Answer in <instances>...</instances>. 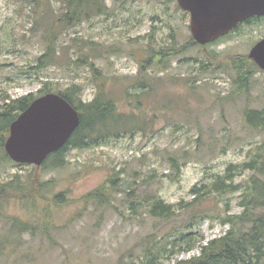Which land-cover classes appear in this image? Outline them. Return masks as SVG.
<instances>
[{
	"label": "rangeland",
	"instance_id": "374dc122",
	"mask_svg": "<svg viewBox=\"0 0 264 264\" xmlns=\"http://www.w3.org/2000/svg\"><path fill=\"white\" fill-rule=\"evenodd\" d=\"M105 2L103 14L71 28L59 24L54 62L32 70L44 52L45 34L61 15V0L42 1L37 8L23 0H0V96L36 92L49 81L55 91L77 84L81 99L90 101L97 92L93 71L74 62L86 52L118 108H138L140 114L137 131L70 149L60 167L15 163L0 149V264H136L153 239L167 242V233L184 227L198 207L212 217L192 225L203 235L202 244L223 234L227 226L220 218L241 211L240 192L212 190L210 197L192 202L190 188L201 181L211 184L213 176L248 160L250 150L264 142V128L251 129L244 120L247 107L264 108V75L253 72L246 91L236 93L231 69L232 57L247 56L262 29L242 26L205 49L199 44L178 50L166 58L165 69L147 63L142 74L139 66L149 51L188 43L189 14L175 0ZM201 62L207 70L199 69ZM170 157L177 159L178 170ZM108 180L115 182L109 202L84 200ZM12 181L14 189L2 193L1 185ZM25 188L29 191L23 193ZM127 192L140 203L136 212ZM59 193L63 202L52 201ZM148 195L173 205V214L151 217ZM199 250L175 253L162 264L197 256Z\"/></svg>",
	"mask_w": 264,
	"mask_h": 264
},
{
	"label": "trees",
	"instance_id": "16d2710c",
	"mask_svg": "<svg viewBox=\"0 0 264 264\" xmlns=\"http://www.w3.org/2000/svg\"><path fill=\"white\" fill-rule=\"evenodd\" d=\"M23 1L33 4L35 8L39 7L42 1L49 2V0ZM61 9L60 17L45 34L44 52L37 58L36 63L31 66L32 70H42L54 62L55 56L58 54L56 39L60 32L58 30L59 24L63 25L62 29L71 28L93 15L105 13L107 5L105 0H61ZM193 45L199 44L190 36L188 43L182 45L179 49L166 48L165 51L163 49L149 51L148 57L140 63L139 72L142 74L147 72V63H154L156 67L162 66L161 68L165 69L167 57L173 56L178 50L182 51L184 48L187 49ZM202 47L205 49L206 45H202ZM92 59V55L85 52L81 54L77 61H74L89 65L93 71L97 92L90 101L81 99V88L77 84H71L64 90L55 91L50 87L51 82L49 81H45L36 92H30L16 98H11L6 93L0 96V149L5 159L12 161L4 150V143L9 135L10 123L35 98L48 92L58 93L77 110L79 124L65 144L50 153L41 165L48 163V167H60L64 163L65 154L70 149H83L103 145L113 138H118L123 133L137 131V122L140 116L136 111L138 108L129 111L118 108L114 99L104 90L105 82L101 79L99 69L94 66ZM246 60L247 56L245 55H236L231 59V69L235 73L234 84L236 93L246 91L248 80L254 70H256ZM199 69L205 71L208 69V65L205 62H201ZM146 84L145 81L142 82V93H146ZM130 96L134 99L137 97L136 94ZM244 120L251 129L264 128V108L254 109L247 107L244 112ZM170 158L174 162L173 166L178 170L177 159L175 157ZM247 171L250 174L245 179L234 182L236 176L243 175ZM114 185V181L108 180L106 183L86 193L83 198L96 204L107 203L109 202V187L114 189ZM1 186L2 193H4L8 188L14 189V182ZM19 188L20 190L22 189L20 185ZM28 189L25 188L24 192H22L26 193L29 191ZM212 190H215L216 194L219 195L240 192L239 205L241 211L226 213L220 218V224L227 226L223 234L208 240L206 244H202L203 235L198 229L193 230L192 225H199L205 219H211L212 217L209 216L208 211L198 207L184 227H176L173 232L167 233L165 237L167 242L163 244L160 243V240L153 239L143 250L136 264H162L164 260L171 259L175 253H181L198 246L200 250L197 256L177 260L173 264H264V142L257 144L255 149L250 150L248 160L238 164L231 163L223 174L213 176L211 184L205 181L194 184L190 188V194L194 197L192 202L200 201L203 197H210ZM126 194V200L130 203V208L136 212V205L140 204L139 201H136L133 193L127 192ZM145 200L149 203L148 213L151 217L168 219L173 214V205L165 203L161 198L148 195ZM52 201L62 203L63 193L55 195ZM228 210H230L229 206ZM13 222L12 226L20 228L21 232L27 231V226L23 225V223ZM168 244L171 245V249L167 248ZM184 245L185 248H182ZM176 247L178 248L177 251H175Z\"/></svg>",
	"mask_w": 264,
	"mask_h": 264
},
{
	"label": "water",
	"instance_id": "95a60500",
	"mask_svg": "<svg viewBox=\"0 0 264 264\" xmlns=\"http://www.w3.org/2000/svg\"><path fill=\"white\" fill-rule=\"evenodd\" d=\"M189 14L193 39L206 45L227 34L239 22L264 14V0H175ZM264 69V39L249 51ZM79 124L77 110L61 95L48 92L35 98L9 126L4 150L15 163L40 166L62 147Z\"/></svg>",
	"mask_w": 264,
	"mask_h": 264
},
{
	"label": "flooded vegetation",
	"instance_id": "af4514ba",
	"mask_svg": "<svg viewBox=\"0 0 264 264\" xmlns=\"http://www.w3.org/2000/svg\"><path fill=\"white\" fill-rule=\"evenodd\" d=\"M242 26H246L249 28H258L260 27L262 29V31L259 33V37L253 41L251 43V45L249 46V51L250 49L257 44L258 42H260L261 40L264 39V14L263 15H254V16H250L248 18H246L245 20L239 22L233 29H231L227 34H225L224 36L219 37L218 39H216L215 41L224 39L225 37L231 35L232 33H235L236 31H239L241 29ZM248 51V53H249ZM247 63L250 66H253L256 68V70H254L253 75L254 76H258V75H264V69H261L258 64L248 56L247 54Z\"/></svg>",
	"mask_w": 264,
	"mask_h": 264
}]
</instances>
